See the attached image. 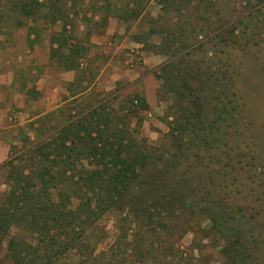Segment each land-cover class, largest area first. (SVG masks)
I'll return each instance as SVG.
<instances>
[{
	"label": "rangeland",
	"instance_id": "1",
	"mask_svg": "<svg viewBox=\"0 0 264 264\" xmlns=\"http://www.w3.org/2000/svg\"><path fill=\"white\" fill-rule=\"evenodd\" d=\"M23 3L31 0H0V197L8 189L5 162L27 166L37 145L97 107L111 113L126 148L134 143L171 161L180 130H198L195 113L203 102L212 153L209 148L198 161L184 160L178 171L180 178L200 183V196L186 193L188 206L166 215V228L138 222L125 234L131 217L106 213L92 234L96 253L115 264L240 260L241 254L225 252L226 239L209 216L213 211H198L201 203L212 206L202 202L208 189L241 197L234 215L253 224L262 238L248 261L264 264L263 200H251L253 188L264 183V0H60L31 16L22 12ZM138 5L145 8L132 14L129 7ZM222 29L238 41L250 39L246 50L230 49ZM63 54L72 56L76 68L66 67ZM222 76L237 84V94L233 88L221 93L223 80L209 93L207 86ZM85 87L87 93L70 98ZM224 153L232 157L229 164L222 161ZM77 203L73 199L72 206ZM233 224L236 231L239 225ZM126 241L133 243L126 247ZM0 262L12 264L6 248Z\"/></svg>",
	"mask_w": 264,
	"mask_h": 264
},
{
	"label": "trees",
	"instance_id": "2",
	"mask_svg": "<svg viewBox=\"0 0 264 264\" xmlns=\"http://www.w3.org/2000/svg\"><path fill=\"white\" fill-rule=\"evenodd\" d=\"M59 1L31 0V3L21 5L22 12L35 15L41 7L49 4L48 7L54 8ZM143 8L145 5L129 7L134 15ZM129 9L127 7L126 12ZM221 33L230 49H236L237 45L246 50L250 41L246 36L240 42L234 39L231 30L225 33L222 29ZM62 56L68 62L67 68L76 67L70 54ZM221 80L229 82L226 76L215 78L209 84L210 88L207 86L209 93L214 91L211 87L218 86V81L220 85ZM224 82L219 86L221 93L233 88L237 94L236 83L229 82L231 86L227 88ZM205 98L208 99L206 93ZM199 99L204 98L199 96ZM202 106L203 102L201 107L197 106L200 111L195 113L199 119L198 130L193 135H185L187 129L183 127L176 135L178 152L171 161L159 158L145 148H133L134 143H129L126 148L125 137L114 129L111 113L104 107H97L90 115L64 124L46 142L37 145L38 153L30 161L25 160L27 166L14 160L5 162L9 174L4 182L8 189L3 198L0 197V250L6 248L12 264H115L105 260L106 253H96L98 241L92 237L93 231L98 229L96 223L106 213L116 211L122 217L126 216L123 220L131 217L129 221L133 223L125 234L138 222H153L155 227L166 228V215L182 212L188 206L186 193L198 192L200 196V183L189 182L187 177L180 178L178 171L183 170L184 160L198 161L209 148L212 153V137L210 139V134L206 133V122L209 121L207 115L201 114ZM188 111L191 113L192 109ZM84 159L93 166L84 167L81 163ZM231 160L232 157L224 153V164ZM174 168H177L175 172ZM252 191L251 200L255 203L263 200L264 207V183H258ZM220 196L205 189L202 202L208 199L212 206L202 207L201 203L198 211L205 214L211 209L210 219L226 239L225 252L242 255L240 260L231 258L227 264H251L249 250H255L259 245L262 239L259 231L253 224L248 225L247 221L234 215L241 197ZM75 198L78 203L72 206ZM235 222L239 225L236 231ZM15 227L19 231L12 234ZM26 231L36 234L35 237L28 238L23 233ZM126 243L129 247L133 242ZM115 256L113 254L112 258H118Z\"/></svg>",
	"mask_w": 264,
	"mask_h": 264
},
{
	"label": "crops",
	"instance_id": "3",
	"mask_svg": "<svg viewBox=\"0 0 264 264\" xmlns=\"http://www.w3.org/2000/svg\"><path fill=\"white\" fill-rule=\"evenodd\" d=\"M75 68H76V67H75ZM73 69H74V68H73ZM89 88H90V87H89ZM89 88L87 87L86 90L81 91V92H79L78 94L71 95L70 98L73 99V98H75V97H78V96H80V95H83V94L87 93V91L89 90Z\"/></svg>",
	"mask_w": 264,
	"mask_h": 264
}]
</instances>
